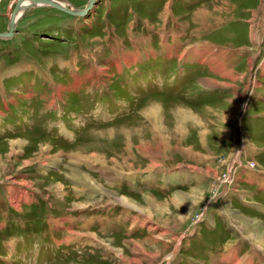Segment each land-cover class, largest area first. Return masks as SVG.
I'll return each mask as SVG.
<instances>
[{
    "label": "rangeland",
    "instance_id": "rangeland-1",
    "mask_svg": "<svg viewBox=\"0 0 264 264\" xmlns=\"http://www.w3.org/2000/svg\"><path fill=\"white\" fill-rule=\"evenodd\" d=\"M59 1L82 9L87 0ZM168 1L176 14L163 25ZM186 1L96 0L82 17L30 7L12 36L0 38V264H233L215 253L238 248L235 228L202 212L220 185L238 189L245 203L222 204L224 196L222 211L246 237H264V179L256 174L264 172V65L247 61L263 54L264 18L251 11L264 0H225L211 15L241 11L242 23H228L235 26L226 36L209 30L213 46L201 44L199 59L210 70L198 62V77L172 59L177 41L155 49L156 34L162 41L164 28L207 3ZM13 4L0 0V33ZM143 19L156 31L151 47L137 39L146 36ZM233 43L248 52L232 65L238 55L222 58L216 45ZM144 52L149 61L138 64ZM246 184L255 185L252 197L240 192ZM243 244L245 255L233 256L239 264L264 263Z\"/></svg>",
    "mask_w": 264,
    "mask_h": 264
},
{
    "label": "crops",
    "instance_id": "crops-1",
    "mask_svg": "<svg viewBox=\"0 0 264 264\" xmlns=\"http://www.w3.org/2000/svg\"><path fill=\"white\" fill-rule=\"evenodd\" d=\"M187 1L185 2V4L188 3ZM215 1L216 0H207V3H203L201 6H197L196 10L192 11L193 13L190 12V16L187 15L188 17L186 16L185 19L183 17H181V18L178 17L179 19H176L177 22H176L175 26H172V28L169 27L168 29H165L164 28V30L161 32V37H165V38L162 41L160 40L159 42H158V39L159 38H158V36L156 34V31L152 28L153 26L152 25L145 26V24H147L148 21H146V19H143V21L140 22V24H138V23L137 24L139 25V34L142 35V36H144V35H146V36L143 37V38L138 37L137 38L138 41L143 39V42H144V45L143 46H149V47H151L152 35L153 34H156L157 41L155 43V49L158 52L163 49V46L164 45H166V46L169 47V46H171V44L174 45V41L175 42L177 41L178 43H176V47H177L178 50H176L175 52L172 51V48L170 50V53H173V55L171 54L172 59L175 60V61H177V62L180 61V64H183L184 63V65H187L189 67L188 70H190L189 74L192 72V74L195 77H198V69H197V67H195V64L198 65L197 64L198 62H200L201 65H202L201 66L202 67L201 68V72L203 70L205 71L207 69L210 70V65L207 62V60L205 59V57H201L202 59L204 58L203 60L201 58L199 59L200 56H204L205 55L203 53L204 51L202 49L203 45H201V44H204V45H207V46H211V47L213 46L210 43H207V44L205 43V41H207V40H205L204 37H205V35L207 33H209V30H213V31L214 30H217L218 31L219 28H222L223 29V33L226 36V35H228L231 32V30H229L228 27L229 26H232V27L235 26L233 24L227 25L228 23H232L233 22L234 24L237 23V25H240L242 23V14H241V11L240 12L239 11L236 12V14L233 15L232 17H229L230 14H229V16H226L224 13L218 12V14H216V16H214V18L211 19V15H213L215 13V11H217V10L219 11V10H221V9L224 8L225 0H221V5L220 6H217L218 8H216V6H215L211 10L208 9L209 5L210 4H213V2H215ZM140 2L141 3L143 2V4L145 3L144 0H139V3ZM164 4H165V6H164ZM164 4L162 5L161 8H163V6H164V10L167 9V12H166L167 15H165V12H164V15H162V19H161V17H158L159 18L158 21L159 22L162 21L163 25H165V23H166V18H168V19L171 18L170 21L173 22L174 21V18H172L173 16L172 17H168V16H170L171 13H175L174 10H173V8H172V5H171V3L169 1L166 2V3H164ZM234 5H235V3H234ZM149 6L150 5H148L147 7L144 8L145 11L148 10V7ZM251 13L253 14V17H254V15L255 16H258L257 21H259V16H262L264 18V6H262L261 9L258 10L257 14L254 11H251ZM227 17H228V19H227ZM208 18H210V21L211 22L214 21L211 24V26L208 23ZM116 19H117V17L114 18V21H116ZM168 19H167V21H168ZM253 20H254L253 23L255 25L256 24L255 23V18ZM183 24H185V25H183ZM263 27H264V25H263ZM152 30H153V32H152ZM166 30H169V34L167 36H166V34H167V31ZM256 30H257L256 31V39H254L252 29L250 30V37H251V41H252L253 45H255V48L256 47L258 48L259 45L261 44V38H260V41H259V38H258V28H256ZM212 34H213V32H212ZM242 41L245 42V43L246 42L247 43L250 42L249 37H247V39L242 38ZM127 43L129 44V42H127ZM227 45H229V46H227ZM261 46L263 47V54H262V56H260V58L251 56V57H249L247 59V61H249V59H250V62L251 61L253 62V60H256V62H257V65L255 66L256 69H259L260 66L264 65V38H263V42H262ZM216 47H218V48L222 47L223 48V50H222L223 53L221 54L222 58L223 57L224 58H229L228 55L230 53H233V52H234V54L236 53L238 55V57H237L238 60L237 61L235 59H233L232 61H230V64H232V65L233 64H236V63H238L240 61H244L245 60V54L248 52V50L245 49V45H243V43L239 44L238 46L234 45V43H233V44H226V45L225 44L216 45ZM184 48H189V49L192 48V49H195L194 50V54L193 53L189 54V52H183L184 54L183 53H180V52L183 51ZM148 50H153V49L148 48ZM148 50H146V52ZM178 51H179V54H178ZM212 51H215V50H212ZM146 52H144L141 55L142 56L141 59H138V62H137L138 64H145V63H147L149 61V59L148 60L145 59V53ZM165 52H168V51H165ZM228 52H229V54H227ZM185 53H187V54H185ZM160 54H162V53L160 52ZM182 54L188 56L189 59H183L181 57ZM252 55H253V53H252ZM253 64H254V62H253ZM206 65H208V68L206 67ZM257 75L258 76H261V78H263L264 72H258L257 71ZM212 83H214V82H211V84ZM240 169L242 170V172H245V170H248L247 168H245V166H242ZM192 172H195V171H192ZM198 174L205 177V175L202 174V173H198ZM256 174L259 175L258 177L260 179H262V180L264 179V172H262V171H256ZM231 179H233V175L232 174H231ZM246 186L249 187V188H251V189H246V191H240V192H246V193H248V194H246V196L252 197L253 196L252 195V192L254 190V186L255 185H251L250 186V185H247L246 184ZM229 187H224V185H220L218 192L215 194L214 197H212L210 199L209 203L205 205V208L203 209L202 212H203V218H204V216L207 214V210L208 211L209 210H212V213H213V211H215V214H216L217 217L220 216V217H222V219L224 221L227 220L228 223H230V225H232L235 228V232L233 233L235 236H233V237L236 240V242L234 243V246L236 245V246H238V248L235 247L234 249H232V251H229L230 253L224 254L225 249H226V245L223 244V245H221V247L219 248V250H217V252L215 254L222 256L221 257V259H222L221 262L222 263H228L230 261L233 264H239L240 263V260L234 259L233 256H236V258H237V255H245L243 253L244 251H243L242 247H239L243 243H248L249 242V245L248 246L250 247L249 248V250H250L249 251L250 257L253 258V257H255V254L258 255V253H260V255H263L264 256V247H263V245L261 244V247H260L258 244H256V243L260 242V240L262 241L264 239V237H262L260 235V233H258V232L257 233L252 232V230H250V232L253 233V235L255 236V239L254 240L253 239L251 240L250 239L251 237L250 238L246 237L245 234H244V232H242L240 230V228L234 222H232L230 220V217L228 218V215H227L226 211L224 210V207H223V211H222L220 205H221V203L223 204V202H225L226 200H227V202L229 201L230 204H232V205H229L227 203L229 206H233L235 204L238 205V206H244V204H245V203H243V200L240 197L239 192H237L239 190L238 189H234L233 190L232 187H230L231 189L229 190ZM257 190L258 189H256L254 192L256 193ZM259 190H264V186L263 185L262 186H259ZM227 192H228V194L226 195ZM230 193L233 194L232 197L227 198ZM234 197H236V198H234ZM221 198H223V199L221 200ZM240 198H241V200H240ZM220 200H221V203H220ZM246 202H247V200H246ZM225 207H227V206H225ZM209 218H210V215L208 217H206L203 220V222L200 223L199 228H198V231H195V233L193 234V236L190 239H187V248H188V245L190 244L191 241H193L194 239H197V237L199 236V230H200L201 225L203 223L209 222ZM210 223L213 224V220L210 221ZM260 224L263 225L264 222H261ZM213 228H214L213 225H210L209 226V230H215ZM255 234H257V236ZM256 239H258V240H256ZM254 241L256 243H254ZM234 250H235V253L233 252ZM189 260H190V258H189ZM261 260H263V259H261ZM244 261H245V264H251L248 258H244ZM257 262L259 264H264L260 260H258Z\"/></svg>",
    "mask_w": 264,
    "mask_h": 264
},
{
    "label": "water",
    "instance_id": "water-1",
    "mask_svg": "<svg viewBox=\"0 0 264 264\" xmlns=\"http://www.w3.org/2000/svg\"><path fill=\"white\" fill-rule=\"evenodd\" d=\"M20 0H14V4H13V10L10 11V15L11 17L14 14L15 9L18 7ZM31 2L30 5L34 4V3H42V4H48L50 6H53L57 9H60L64 12H66L67 14L70 15H79V16H83L87 10H89V8H91V6L93 5V3L95 2V0H87L86 4L84 5V7L82 9H78V8H73V9H67L66 7H62V6H58L57 4H55L54 2H52L51 0H29ZM12 30H13V26L11 22H7V30L4 33H0V38L1 39H7L9 37L12 36Z\"/></svg>",
    "mask_w": 264,
    "mask_h": 264
},
{
    "label": "bare ground",
    "instance_id": "bare-ground-1",
    "mask_svg": "<svg viewBox=\"0 0 264 264\" xmlns=\"http://www.w3.org/2000/svg\"><path fill=\"white\" fill-rule=\"evenodd\" d=\"M52 2H54L55 4H57L58 6L60 5V6H62V7H66V8H68L67 6H65V4H66V2L64 1V2H62V1H59V0H51ZM95 2H96V0H95ZM95 2H94V4L93 5H95ZM31 4V2L29 1V0H20L19 1V4H18V7L15 9V11H14V14H13V16L11 17V15L8 17V21L9 22H11L12 23V26H13V30H12V34H13V31H14V27L16 26V23H17V21H18V19L20 18V16L25 12V10L27 9V8H30V7H32V8H34V7H40V6H44V7H51V8H55V7H53V6H50V5H48V4H42V3H34V4H32V5H30ZM68 5V4H67ZM91 6V8H89V10H87V12L86 13H89L93 8H94V6ZM70 10V9H69ZM86 13L83 15V16H85L86 15ZM73 16H79V15H73ZM80 17H82V16H80Z\"/></svg>",
    "mask_w": 264,
    "mask_h": 264
},
{
    "label": "built area",
    "instance_id": "built-area-1",
    "mask_svg": "<svg viewBox=\"0 0 264 264\" xmlns=\"http://www.w3.org/2000/svg\"><path fill=\"white\" fill-rule=\"evenodd\" d=\"M225 182L224 181H222V183L221 184H224Z\"/></svg>",
    "mask_w": 264,
    "mask_h": 264
}]
</instances>
